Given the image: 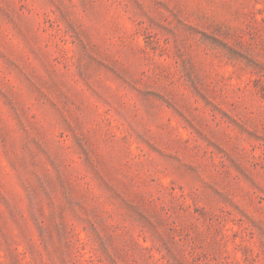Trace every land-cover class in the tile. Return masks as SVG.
<instances>
[{
	"label": "rangeland",
	"instance_id": "obj_1",
	"mask_svg": "<svg viewBox=\"0 0 264 264\" xmlns=\"http://www.w3.org/2000/svg\"><path fill=\"white\" fill-rule=\"evenodd\" d=\"M0 264H264V0H0Z\"/></svg>",
	"mask_w": 264,
	"mask_h": 264
}]
</instances>
